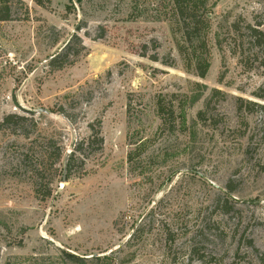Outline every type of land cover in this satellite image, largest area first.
I'll use <instances>...</instances> for the list:
<instances>
[{"label":"rangeland","instance_id":"rangeland-1","mask_svg":"<svg viewBox=\"0 0 264 264\" xmlns=\"http://www.w3.org/2000/svg\"><path fill=\"white\" fill-rule=\"evenodd\" d=\"M19 1L0 22V121L33 112L42 134L60 135L65 153L83 142L87 159L76 153L40 202L17 167L23 140L0 132V264H263L264 112L246 103L264 105L253 96L264 72L220 53L215 35L238 19L264 33V0L216 4L203 79L178 55L169 0ZM71 38L83 50L51 69ZM90 126L99 151L86 147ZM131 150L142 151L134 172Z\"/></svg>","mask_w":264,"mask_h":264},{"label":"trees","instance_id":"trees-1","mask_svg":"<svg viewBox=\"0 0 264 264\" xmlns=\"http://www.w3.org/2000/svg\"><path fill=\"white\" fill-rule=\"evenodd\" d=\"M14 1L21 3L19 0H0V22L16 20L12 16ZM50 1L34 0L35 4L40 7L50 3ZM219 1L169 0L168 13L166 17L165 15L163 17V20L171 23L173 33L179 36L178 55L184 68L187 71H192L201 79L206 76L210 67V18L213 9ZM260 26V23L255 22L254 24H250L239 19L232 22L224 32L219 31L215 35V45L218 51L222 54L227 51L236 57L240 64H243L244 67H248L249 69L256 64L257 68L264 72V33L260 30ZM78 43L80 45V51L83 50L84 47L80 44V41L77 38H71L63 49L49 60L50 68L60 70L65 66L71 65L72 61H70V57L78 55L77 51L73 52L71 46H75ZM225 43H227L226 45H230L231 48L225 49ZM150 59L158 62L156 55H153ZM165 65L171 66L166 63ZM217 96L224 98V95L219 90L213 89L211 98H217ZM253 96L257 100L264 101V80L257 91L253 93ZM246 105L256 106L264 112V105L252 102H247ZM208 106L209 103L206 105V109ZM156 108L161 127L172 126L174 123L172 113L169 115L164 110V105L161 100L156 102ZM242 108L241 104L238 105L239 111ZM59 111L61 112L62 109L60 108ZM204 116L205 111L198 113V119L200 121L204 120ZM38 127L39 121L35 118V114L30 111H23L22 114H7L0 121V132H7L23 140L22 143L12 144L17 154V167L24 170L26 181L30 184L34 197L40 202H45L52 198L53 185L56 180L59 179L61 182L65 149L60 135L58 136L57 133L49 136L44 135L39 131ZM90 129L92 135L88 139L86 147H91L96 144L97 151H99L103 147L104 140L99 129L94 130L92 126H90ZM262 137H264V133ZM83 146L84 143L81 142L72 148L68 159L66 181L71 174L74 155L76 153L82 155ZM141 153L142 151L136 154L135 150H131L127 154V164L131 172H134L136 168L135 164H137V156L140 157ZM83 158L84 160L87 159V157ZM259 260L264 264V255H261ZM6 264L11 263L6 262ZM198 264H204V262L202 261Z\"/></svg>","mask_w":264,"mask_h":264},{"label":"water","instance_id":"water-1","mask_svg":"<svg viewBox=\"0 0 264 264\" xmlns=\"http://www.w3.org/2000/svg\"><path fill=\"white\" fill-rule=\"evenodd\" d=\"M38 112L40 113H48L47 111H45L44 109H39ZM74 144L71 146V151L66 152L65 156L63 158V173H62V179L61 182L65 183L66 182V172H67V165H68V159L70 156V153L72 152V148H73ZM151 209V207L149 206L143 213L142 215L139 217V219L136 221V223L134 224V226L131 229V232L128 236V239L130 238V236L132 235V233L135 231V229L137 228V226L139 225V223L141 222V220L143 219V217L146 215V213Z\"/></svg>","mask_w":264,"mask_h":264}]
</instances>
